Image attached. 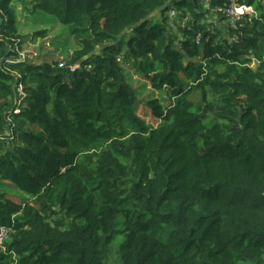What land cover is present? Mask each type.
I'll use <instances>...</instances> for the list:
<instances>
[{"label":"trees","instance_id":"trees-1","mask_svg":"<svg viewBox=\"0 0 264 264\" xmlns=\"http://www.w3.org/2000/svg\"><path fill=\"white\" fill-rule=\"evenodd\" d=\"M21 11L73 51L21 60ZM0 19V264H264V0H0ZM120 59L166 95L140 99Z\"/></svg>","mask_w":264,"mask_h":264},{"label":"rangeland","instance_id":"rangeland-1","mask_svg":"<svg viewBox=\"0 0 264 264\" xmlns=\"http://www.w3.org/2000/svg\"><path fill=\"white\" fill-rule=\"evenodd\" d=\"M255 10V7L253 6ZM174 11L171 10L168 13V16H172ZM182 24V22L180 23ZM168 27V26H167ZM177 26L175 25V21L173 19L169 20L168 29L172 32L176 31ZM18 30L21 34H27V38L24 41L22 46V51L20 54L25 55H41L38 61H52L59 58L66 57V54H70L74 49V44L72 39L66 40V30L60 24H58L55 19L51 16H47L45 18L41 17L40 14L29 15L26 13L19 12L18 13ZM37 31H46L47 38H39L37 37L35 41H32L33 33ZM32 34V35H31ZM43 42V47H40L41 42ZM67 44L63 46V43ZM62 45V46H61ZM46 46V47H45ZM39 47V48H38ZM48 47V48H47ZM59 49L58 52H54V50ZM120 64L123 66V70L127 79V82L132 88H136L139 93L140 99L148 100V99H161L164 95H166V91L157 92L153 91L149 88L148 84L144 81V79L138 76L130 67V64L124 62V60L120 59ZM137 115L141 116L145 119L146 122L155 126L150 118H148L147 111L142 108H137ZM1 186V190L7 194V197H15L20 202L23 201L27 196L23 194L21 191L16 189L14 185L11 183H3ZM8 185H11V188ZM12 189V190H10ZM120 241V238L114 240L112 247H116Z\"/></svg>","mask_w":264,"mask_h":264},{"label":"built area","instance_id":"built-area-1","mask_svg":"<svg viewBox=\"0 0 264 264\" xmlns=\"http://www.w3.org/2000/svg\"><path fill=\"white\" fill-rule=\"evenodd\" d=\"M215 12L217 13V15L222 16L224 19H226L231 26H233L232 24L234 22H236L237 20H239L240 16L243 15L244 13H253L251 7H246V6H241V7H235V6H230L227 8H221V7H217L215 9ZM196 43H199V37L196 38ZM21 60L23 59V57H25V55L21 54ZM64 64L60 63L59 67H62ZM76 69V66H70L69 67V71L70 73H73ZM19 90H22L21 86H18ZM6 136H9L10 140H13L14 138V134L8 130V132L6 133ZM1 140H4L1 138ZM7 230L0 228V249L4 250L5 247L3 246V241L6 239L7 237Z\"/></svg>","mask_w":264,"mask_h":264},{"label":"water","instance_id":"water-1","mask_svg":"<svg viewBox=\"0 0 264 264\" xmlns=\"http://www.w3.org/2000/svg\"><path fill=\"white\" fill-rule=\"evenodd\" d=\"M0 23H1V19H0Z\"/></svg>","mask_w":264,"mask_h":264}]
</instances>
